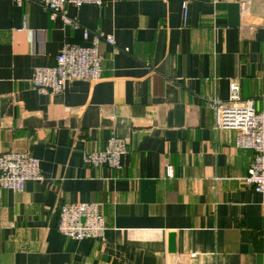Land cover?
Listing matches in <instances>:
<instances>
[{"label": "crops", "instance_id": "0c3cea01", "mask_svg": "<svg viewBox=\"0 0 264 264\" xmlns=\"http://www.w3.org/2000/svg\"><path fill=\"white\" fill-rule=\"evenodd\" d=\"M67 11L80 26L31 0H0V154L29 151L44 176L0 192V264H264L263 196L244 181L255 154L236 146V130L214 127L209 106L236 80L261 108L264 0ZM85 29L115 38L99 45L102 78L40 93L35 69L54 65L67 43L91 45ZM114 135L127 142L123 168L86 164L84 153ZM67 202L98 203L104 239L60 233Z\"/></svg>", "mask_w": 264, "mask_h": 264}, {"label": "built area", "instance_id": "2783aa9c", "mask_svg": "<svg viewBox=\"0 0 264 264\" xmlns=\"http://www.w3.org/2000/svg\"><path fill=\"white\" fill-rule=\"evenodd\" d=\"M17 4L25 0H13ZM49 11L52 19L58 17L70 26L80 23L67 11L68 5L82 7L86 4L102 6L106 0H31ZM188 16L184 5V18ZM86 38L92 36L89 46L65 44L52 66L37 67L31 79L32 85L40 93H61L68 82L83 79L98 81L102 78V60L100 43L105 39L115 44V38L104 33H91L84 30ZM227 99L212 98L209 106L214 113L216 129L237 131L236 146L252 150L254 160L248 169L244 181L263 196L264 205V93L260 96L261 108L255 105V99L242 96L241 85L236 80L230 81ZM127 142L119 136L108 139L102 150L86 151L84 161L88 165H105L115 170L123 168V156L127 153ZM169 167V174L171 173ZM44 178L40 159L24 150H10L0 154V192L12 190L22 192L29 181ZM57 229L63 235L73 239H104L106 219L96 202H67L60 206ZM119 264H134L122 261Z\"/></svg>", "mask_w": 264, "mask_h": 264}, {"label": "water", "instance_id": "95a60500", "mask_svg": "<svg viewBox=\"0 0 264 264\" xmlns=\"http://www.w3.org/2000/svg\"><path fill=\"white\" fill-rule=\"evenodd\" d=\"M169 251L171 254H174L176 252V241H175V234L170 235V246Z\"/></svg>", "mask_w": 264, "mask_h": 264}]
</instances>
